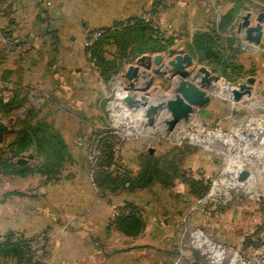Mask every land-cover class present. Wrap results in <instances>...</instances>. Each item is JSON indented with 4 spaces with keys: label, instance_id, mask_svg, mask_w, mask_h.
<instances>
[{
    "label": "rangeland",
    "instance_id": "obj_1",
    "mask_svg": "<svg viewBox=\"0 0 264 264\" xmlns=\"http://www.w3.org/2000/svg\"><path fill=\"white\" fill-rule=\"evenodd\" d=\"M233 1L225 0V4L220 7L212 3L209 7L212 9L211 16L216 19L209 23L208 32L219 24L222 16L233 11L232 24L226 31L220 32L217 38L222 48V67L197 59L198 62L194 61L189 69L195 68L193 76L201 77L197 70L205 67L218 78L217 82L212 83L214 89L210 91V101L173 132L145 127L141 115L128 110L121 103L120 90L127 84L121 74L130 65L139 66L141 57L152 58L156 54L145 53L132 57L130 48H127L124 55L130 59L120 62L121 50L111 49L109 56L105 50L107 68L97 65L92 52L90 57L93 64L88 59L85 44L94 32H103L108 28L119 30L117 26L125 24L127 27L128 21L114 22L109 27L92 31L83 40L82 54L87 67L79 71L83 86L89 80V71L92 74L95 72L101 83L108 86L106 96L100 103L104 119H86L88 124L85 123L84 132L73 135L60 132L59 127L65 129L67 123L65 126L60 123L58 127L55 124L59 125V120L49 114L47 116L44 109L46 96L37 94L29 85L20 87L17 77L12 83L9 77L3 78L0 102L6 103L14 96L16 101L7 110L0 106V120L8 127L0 142V241L11 234L8 236L11 242H25L33 256L31 264H38V261L43 264L50 250L55 251L54 244L59 242V238L64 235L75 236L77 230L70 220L67 223L69 218L65 212L73 214L79 210L80 200L76 199V194L79 190L83 191L80 186L86 174L93 183L98 169L105 166L104 170L112 177H128L133 180L140 175L144 164L149 163L167 176L168 185L156 180L147 188L132 191L126 188L111 193L100 191L93 184L99 198L105 204H117L123 192L131 196V200L144 204L146 196L150 194L155 196L154 205L158 209L160 206L171 207L176 204L181 208L183 205L184 213L173 211V218L168 213V219L174 222L171 226L173 228L168 227L162 238L157 235L152 237L151 233L146 240L148 244L140 245L145 241H139V235L128 237L122 242L114 234L119 232L112 225L117 218L127 215L134 208L142 216L140 204L135 205L129 200L116 205L112 208L106 229L94 235L93 239L99 240L95 245L99 254H114L125 250L133 254L146 248L148 255L166 252L174 258L170 262L168 256H165L162 264H264V82H260L256 90L253 83L250 94L242 95L238 101L232 95L247 78L256 77L255 58L264 56L261 43H248L237 32V25L247 13H250L251 25L255 24L256 16L264 12V0ZM35 3L32 0H0V61L5 56L7 58L17 45L25 46L24 37L18 34L26 24L24 21L19 22L25 13L30 17L24 28H29L31 36L36 37L34 46L40 49L31 45L28 47L30 50L35 49L36 61H42L43 56L49 60V53L42 48L47 47L54 33V30L47 27L50 24L45 22V18L50 16L47 14L50 0H35ZM147 13L150 12L143 15ZM262 25L264 34V22ZM38 27L44 29V32L38 31ZM150 28L154 33V28ZM160 54L164 61L170 59L168 48ZM19 55L22 54L18 53L14 61L20 60ZM125 64L128 66L124 67ZM50 67L55 70L51 74L53 77L56 74L64 75L63 66L59 62ZM106 72L110 73L108 78ZM145 72L152 76L150 89L145 94H149L153 100L169 95L173 79H168V74H154L152 69ZM147 80L149 77L140 82ZM58 83L62 84L61 81ZM26 122L32 128L38 124L47 125L50 132L59 136L66 146L52 174L42 173L47 165H51L46 149L36 151L34 147H29L16 154L10 148L11 143L20 137ZM71 138L77 143H72ZM78 143L79 146H75ZM149 149H152V154L148 153ZM30 154L32 158H29ZM19 158L27 159V162L17 164ZM8 163L28 170L24 175L9 174L1 169L2 166L7 167ZM242 170L250 173L249 178L243 181L239 180ZM65 184L67 187H64ZM118 193L120 196H116ZM110 196L114 197L113 202L107 198ZM185 206L193 210L186 213ZM142 219L144 221L143 216ZM87 236L90 234L84 235ZM39 238L41 243L33 246L32 243ZM36 254L39 255L37 258ZM13 263L11 260L4 262Z\"/></svg>",
    "mask_w": 264,
    "mask_h": 264
},
{
    "label": "crops",
    "instance_id": "obj_2",
    "mask_svg": "<svg viewBox=\"0 0 264 264\" xmlns=\"http://www.w3.org/2000/svg\"><path fill=\"white\" fill-rule=\"evenodd\" d=\"M157 1H159L158 8L157 6L154 7ZM32 3H35V0H32ZM212 3L220 7L225 4V0H50L49 8L46 6L48 8L47 14L50 16L45 18V22L50 24L47 27L54 30V33L51 35L47 47L42 48L45 49L43 51L49 53V60H45L46 56H43L42 61L41 59L36 61L35 49L38 50L40 47L34 46L36 37L31 36L29 28H24L28 25V17H30L26 16L25 13L21 16L22 18H19V22L24 21L26 24L18 33L22 35V38L24 37L25 46L17 45L7 58L5 56V59L0 61V84H3V78L6 76L10 78L11 83L17 77L19 79L17 83L20 87L29 85V88L37 94L46 96L45 101L47 103L44 104V109L47 116L49 114L55 117V120L58 119L59 125L55 124L58 127L61 125L60 123L64 124L63 126L67 123L65 129L59 127L60 132L72 135L84 132L88 120L92 121V118L104 119L100 103L105 98L108 87L106 83H101L95 72L92 74L90 71H87L89 80L83 86L84 82L79 76V71L82 68L87 69L82 54V43L86 36L92 31L109 27L114 22L128 21L132 23L135 18H141L144 13L150 12L152 26H149L154 28L155 37L171 41V46L168 49L174 48L177 52L187 53L193 61L198 62L196 56L192 55L190 47L194 34L208 31L209 23L216 19L211 16L212 9L209 7ZM42 4L45 5V2L43 1ZM48 4L46 3V5ZM37 20H39L38 17ZM37 29L44 32V29L39 27ZM260 43L264 46V34ZM29 45L35 49L30 50ZM107 47V56H109L111 49L114 51L117 48L116 45ZM18 53L22 54L18 56V60L19 58L20 60L14 61ZM259 57L255 58L254 64L257 69V75L255 78L253 77L255 90L258 89L257 86L260 82H264V56ZM57 62L63 66L64 75L56 74L53 77L51 74L55 73V70L51 69L50 66ZM127 66L124 65V67ZM49 70L52 72L48 73ZM58 81H61L62 84ZM48 109L50 110L48 111ZM71 142L77 143L72 138ZM79 144L75 146H79ZM84 179L80 186L83 191L79 190V193L76 194V199L80 200L79 210H75L73 214L72 212H65L69 218L67 223L70 220L71 225L77 230L75 236L64 235V237L59 238V242L54 244L56 245L55 251L50 250L43 264H162L164 257L168 256L167 253L156 252L148 255L145 247V249H140L144 251L133 254L128 250L118 251L114 254L101 252L99 254L97 252L95 245L98 244L99 240L93 239L94 235L99 230L106 229L112 208L129 200L138 206L140 203L137 200H131V196H126L125 193L121 192L120 202L111 205L105 204L99 198L90 176L86 174ZM64 187L67 185L65 184ZM119 194L116 196H120ZM114 197L107 198L113 202ZM137 197L139 196L137 195ZM154 197L148 194L145 203H141L139 206L145 223L143 233L137 237L139 241H145L140 245L148 244L146 240L151 233L152 237L157 235V237L162 238L168 227L173 228L171 226L174 222L168 219V213H171L172 218L173 211L184 213L183 205L180 206L182 209L176 204L170 205L171 207L160 206L158 209L154 205L156 202ZM185 208L186 213L193 210H190L192 207L185 206ZM86 234H90V236L84 237ZM114 234L119 236L122 242L128 239V237L117 232ZM57 248L61 249L56 251ZM167 259L170 262L174 260L171 256H168Z\"/></svg>",
    "mask_w": 264,
    "mask_h": 264
},
{
    "label": "trees",
    "instance_id": "obj_3",
    "mask_svg": "<svg viewBox=\"0 0 264 264\" xmlns=\"http://www.w3.org/2000/svg\"><path fill=\"white\" fill-rule=\"evenodd\" d=\"M234 0L233 2H237ZM159 5V1L155 2L154 7ZM234 20L233 11L226 13L221 17L219 24L206 32H196L193 36L192 45L190 47L192 55L196 56L199 61H208L216 66L222 67L221 53L222 48L218 42L220 32H224L232 24ZM221 35V34H220ZM109 45H116L122 51L120 62L129 60L124 55L127 48L131 50L132 57H138L142 54H156L165 51L171 46V41L156 38L150 26L144 23L140 18H135L131 25L125 26L119 30L105 29L100 38L92 47L93 56L96 58L97 65L107 68L105 60V50ZM110 70V69H108ZM110 73L106 72V78ZM16 97H12L6 103L0 102L2 109L7 110L13 107ZM27 123V122H26ZM29 147H34L35 150L46 149V156L51 165L44 169L43 174H52L54 168L58 166V160L63 156V150L66 148L62 139L59 136L50 132V129L45 124H38L35 128L27 125L12 143L10 148L16 154L23 152ZM62 152V153H61ZM102 166V165H100ZM105 167V166H103ZM98 169L93 179V184L100 191H108L111 193L119 189L128 188L130 191L137 188H147L152 182L160 181L162 184H169V179L155 165L146 163L143 170L137 178L131 180L128 177L114 178L104 168ZM1 169L14 175L26 174L28 168L23 166H15L10 163L2 166ZM168 182V183H165ZM127 184V185H126ZM12 195V194H11ZM112 225L114 229L126 237H136L140 235L145 227V223L137 209H132V212L127 215H122L117 218ZM11 234L8 236L10 237ZM4 238L0 241V261L4 264L5 261H14L13 264H31L33 256L27 248L25 242H11L10 238ZM25 241V240H24ZM198 259V258H197ZM40 263L39 261L37 262ZM202 264V263H200Z\"/></svg>",
    "mask_w": 264,
    "mask_h": 264
},
{
    "label": "water",
    "instance_id": "obj_4",
    "mask_svg": "<svg viewBox=\"0 0 264 264\" xmlns=\"http://www.w3.org/2000/svg\"><path fill=\"white\" fill-rule=\"evenodd\" d=\"M250 13L242 17L241 23L237 25V32L243 36L244 40L253 45H259L263 35L264 12H260L255 18V24L251 25ZM169 60L164 61L161 54L154 57H141L139 66H128L121 77L127 81L126 86L121 89L124 95L121 103L128 110L140 114L143 125L155 127L159 131L173 132L180 124L190 120L196 110L210 101V91L213 89L212 83L218 78L211 74L205 67L198 68V73L202 76H193V70H189L194 61L187 53L177 52L174 48L168 49ZM147 61V62H146ZM145 63V64H144ZM152 69L154 74H168V79L172 80L169 95L163 98L151 99L149 94H145L150 89L152 76L145 72ZM149 77L146 82H140ZM138 83V84H137ZM254 78L249 77L238 86V90L232 92L235 101L242 95L250 94ZM130 92H134L130 94ZM139 92V93H136ZM7 125L0 120V142L7 130ZM152 154V149L148 150ZM32 158V155H29ZM27 159L19 158L17 164H24ZM250 173L242 170L239 180L248 179Z\"/></svg>",
    "mask_w": 264,
    "mask_h": 264
},
{
    "label": "built area",
    "instance_id": "obj_5",
    "mask_svg": "<svg viewBox=\"0 0 264 264\" xmlns=\"http://www.w3.org/2000/svg\"><path fill=\"white\" fill-rule=\"evenodd\" d=\"M142 21L146 24H149L152 26V19H151V14L150 13H147L145 15H143L142 17ZM129 25H131L132 23H128ZM126 26L125 24L123 25H120V26H117V29H120L122 27ZM115 29V28H114ZM103 32L101 31H97V32H94L87 40L86 44H85V48H86V51H87V54H88V59L89 61H92V64H93V60L91 59V52H92V47L94 45V43L99 39V37L102 35ZM41 238L37 239L36 241H34L32 244L33 246H38L40 243H41ZM30 244V242L28 243ZM39 255L36 254V258L38 257Z\"/></svg>",
    "mask_w": 264,
    "mask_h": 264
},
{
    "label": "bare ground",
    "instance_id": "obj_6",
    "mask_svg": "<svg viewBox=\"0 0 264 264\" xmlns=\"http://www.w3.org/2000/svg\"><path fill=\"white\" fill-rule=\"evenodd\" d=\"M213 89H214V88H213ZM120 95H121L120 98H122V96L124 95V92L121 91V90H120ZM236 176H237V174H236ZM236 176H235V177H236Z\"/></svg>",
    "mask_w": 264,
    "mask_h": 264
}]
</instances>
